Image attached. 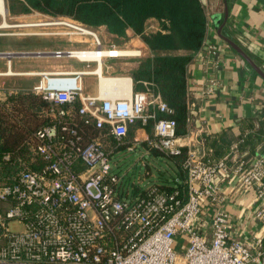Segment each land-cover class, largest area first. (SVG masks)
<instances>
[{
	"label": "built area",
	"instance_id": "built-area-1",
	"mask_svg": "<svg viewBox=\"0 0 264 264\" xmlns=\"http://www.w3.org/2000/svg\"><path fill=\"white\" fill-rule=\"evenodd\" d=\"M59 22L69 30L56 34L90 37L92 46L53 54L98 67L36 73L41 79L31 93L48 103V120L33 133L31 161L0 184V264H264V155L252 157L245 136L216 157L204 128L179 134L175 119L159 116L173 110L152 82L102 90L103 59L126 54L92 59L106 49L94 28L73 18ZM86 74L97 75V94L85 93ZM195 106L189 93L188 123ZM79 121L99 134H87ZM139 143L183 156L176 176L125 184L112 159L122 145ZM13 220L23 229L10 231Z\"/></svg>",
	"mask_w": 264,
	"mask_h": 264
},
{
	"label": "crops",
	"instance_id": "crops-1",
	"mask_svg": "<svg viewBox=\"0 0 264 264\" xmlns=\"http://www.w3.org/2000/svg\"><path fill=\"white\" fill-rule=\"evenodd\" d=\"M202 2L208 16V31L203 46L193 53V60L188 66L190 99L195 101L196 106L191 122L188 123L187 133L204 128L207 143L214 148L216 157L224 155L231 144L243 136V148L248 149L252 157L256 154L264 155V135L262 138L255 136L259 129L264 128V79L219 34V28L225 20V0ZM228 5L229 15L223 25L222 34L225 31L230 35L231 37L224 36L242 47L264 70V0H229ZM149 24L150 28L158 27L154 20ZM128 34L131 40L138 38L140 47L147 54L158 53L148 50L138 35L131 31ZM2 43L0 52L42 53L15 54L11 57L0 55V103L5 102L12 94L32 92L40 83L41 77L36 74L38 72L95 70L98 67L96 62H86L67 55L58 57L52 52L57 49L91 47L90 37L82 40L58 39L45 45L34 42L22 44L15 37L14 43L11 40ZM102 70L108 76L131 77L134 88H144L143 84L138 86L135 83L134 71L125 69L116 58H104ZM84 87L85 93L97 94V75L86 74ZM149 132H152V127ZM232 206L238 208L237 204ZM256 230L257 225L252 224V233Z\"/></svg>",
	"mask_w": 264,
	"mask_h": 264
},
{
	"label": "trees",
	"instance_id": "trees-1",
	"mask_svg": "<svg viewBox=\"0 0 264 264\" xmlns=\"http://www.w3.org/2000/svg\"><path fill=\"white\" fill-rule=\"evenodd\" d=\"M32 10L71 17L94 29L105 27L117 38H129V31L138 35L148 50L158 53H148L140 60L133 73L135 83L140 86L141 81L152 82L173 110L159 112V116L175 119L178 133H187L188 66L208 31L202 0H13L10 6L14 14ZM151 20L158 23L157 28H150ZM224 35L231 37L225 31ZM47 106L45 100L31 92L12 94L0 103V184L10 182L24 162L31 161L33 133L47 122L42 113ZM79 123L87 134H99L92 124ZM263 135L264 128L255 133L257 138ZM5 154H10V159L4 158ZM183 158L173 157L178 167Z\"/></svg>",
	"mask_w": 264,
	"mask_h": 264
},
{
	"label": "rangeland",
	"instance_id": "rangeland-1",
	"mask_svg": "<svg viewBox=\"0 0 264 264\" xmlns=\"http://www.w3.org/2000/svg\"><path fill=\"white\" fill-rule=\"evenodd\" d=\"M13 0H5L7 9H10ZM7 21L11 24L18 25L13 27H0V47L2 42L11 40L15 42V37L18 42L24 43H38L45 45V43L54 42V40H70V39H84L85 36H69L66 34H56L57 32L68 31L69 28L62 25V22L71 19L65 16H52L37 10H32L25 14H14L10 10L7 12ZM3 17L0 15V23ZM24 23H42L40 25L19 26ZM46 23V24H45ZM59 23V24H58ZM94 31L99 36L105 50L120 49L123 51H131L126 56L116 58L120 61L125 69L135 71L140 60L147 55L143 49L141 56L132 55L137 53V50L142 49L138 38H117L111 35L105 27L95 28ZM15 34L16 36H14ZM11 35V36H10ZM13 35V36H12ZM93 39L91 38V41ZM33 41V42H32ZM115 46L116 48H112ZM135 52V53H134ZM106 76V75H105ZM92 80V77H90ZM131 135L134 136V129L131 128ZM133 132V133H132ZM127 144L122 145L115 153L112 163L113 169L121 176L125 184L130 188L146 186L150 183H163L173 177L179 172V167L172 157H168L163 153L149 149L145 143H139L135 149L130 150ZM132 190V189H131ZM10 231H20L23 229L22 224L18 221H11L9 223Z\"/></svg>",
	"mask_w": 264,
	"mask_h": 264
},
{
	"label": "bare ground",
	"instance_id": "bare-ground-1",
	"mask_svg": "<svg viewBox=\"0 0 264 264\" xmlns=\"http://www.w3.org/2000/svg\"><path fill=\"white\" fill-rule=\"evenodd\" d=\"M7 12H8V9L6 7L5 0H0V15L3 17V21L0 23V27L18 26V25L11 24L9 21H7L6 19ZM40 24L42 23H24V24H20L19 26H31V25H40ZM129 52L131 51H123L120 49H110V50L98 49L90 53L89 57L92 59L99 60V59H102L101 55L103 54L116 56V55H121V54H128ZM81 56L82 58H84L83 57L84 55L81 54ZM100 86L102 90H105L111 93L112 91H119V90L121 91L123 89L124 90L130 89L132 86V83H131V78L129 77L105 76L102 74L101 80H100Z\"/></svg>",
	"mask_w": 264,
	"mask_h": 264
},
{
	"label": "water",
	"instance_id": "water-1",
	"mask_svg": "<svg viewBox=\"0 0 264 264\" xmlns=\"http://www.w3.org/2000/svg\"><path fill=\"white\" fill-rule=\"evenodd\" d=\"M9 12V9H8ZM229 15V5H228V0H225V20L223 25H225L226 20ZM223 25L220 26L219 28V34L228 41V43L243 57V59L254 69L256 72L264 79V70L256 64V62L249 56V54L242 48L240 47L237 43L232 41L230 38L224 36L222 34V28ZM36 55V54H41L39 52H0V55H5L8 57H11L12 55Z\"/></svg>",
	"mask_w": 264,
	"mask_h": 264
}]
</instances>
